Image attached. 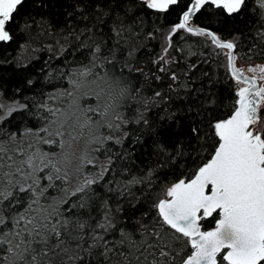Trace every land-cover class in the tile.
I'll use <instances>...</instances> for the list:
<instances>
[{"label": "snow or ice", "instance_id": "1", "mask_svg": "<svg viewBox=\"0 0 264 264\" xmlns=\"http://www.w3.org/2000/svg\"><path fill=\"white\" fill-rule=\"evenodd\" d=\"M14 34L0 264H264V0H0Z\"/></svg>", "mask_w": 264, "mask_h": 264}, {"label": "trees", "instance_id": "2", "mask_svg": "<svg viewBox=\"0 0 264 264\" xmlns=\"http://www.w3.org/2000/svg\"><path fill=\"white\" fill-rule=\"evenodd\" d=\"M181 6L184 4V0H180ZM176 9H173L171 13L168 14V19L166 23L174 22L175 20ZM204 16V12H201L198 16H196L194 22L199 23L201 18ZM23 37L14 34V38L10 42H0V88L5 89L3 92L6 96H11L14 87L21 76L25 73H34L35 68H39L43 59L48 56V52L46 49H39L37 51L35 57L30 61L28 65L21 64L19 67L17 66L16 60L14 59L18 54L19 45L22 41ZM50 41H44V43H48ZM242 64H247L249 62H256V58L253 57L252 61L248 60L247 56H244L239 60ZM66 86V85H65ZM92 100H86L85 103H93ZM214 226L213 220H205L203 222V227H211Z\"/></svg>", "mask_w": 264, "mask_h": 264}, {"label": "rangeland", "instance_id": "3", "mask_svg": "<svg viewBox=\"0 0 264 264\" xmlns=\"http://www.w3.org/2000/svg\"><path fill=\"white\" fill-rule=\"evenodd\" d=\"M240 63V62H239ZM240 64H242V63H240ZM242 65H246V64H242Z\"/></svg>", "mask_w": 264, "mask_h": 264}]
</instances>
